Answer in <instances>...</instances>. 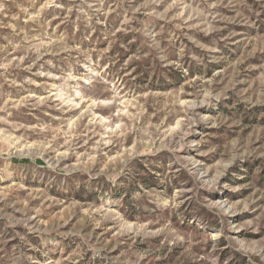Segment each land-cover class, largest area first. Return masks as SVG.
<instances>
[{"label":"rangeland","instance_id":"374dc122","mask_svg":"<svg viewBox=\"0 0 264 264\" xmlns=\"http://www.w3.org/2000/svg\"><path fill=\"white\" fill-rule=\"evenodd\" d=\"M0 264H264V0H0Z\"/></svg>","mask_w":264,"mask_h":264}]
</instances>
